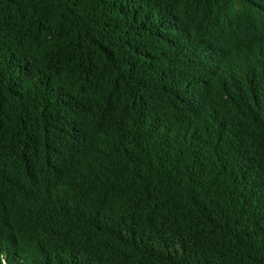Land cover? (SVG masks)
Here are the masks:
<instances>
[{"label":"trees","instance_id":"trees-1","mask_svg":"<svg viewBox=\"0 0 264 264\" xmlns=\"http://www.w3.org/2000/svg\"><path fill=\"white\" fill-rule=\"evenodd\" d=\"M0 264H264V0H0Z\"/></svg>","mask_w":264,"mask_h":264}]
</instances>
